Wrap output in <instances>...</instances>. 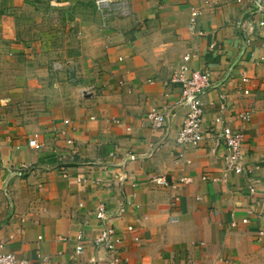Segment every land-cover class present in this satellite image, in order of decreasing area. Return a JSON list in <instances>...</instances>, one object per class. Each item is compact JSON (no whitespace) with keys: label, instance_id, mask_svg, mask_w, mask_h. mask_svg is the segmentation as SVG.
Instances as JSON below:
<instances>
[{"label":"crops","instance_id":"0c3cea01","mask_svg":"<svg viewBox=\"0 0 264 264\" xmlns=\"http://www.w3.org/2000/svg\"><path fill=\"white\" fill-rule=\"evenodd\" d=\"M129 1L122 15L93 0H0V243L32 264H108L89 239L104 201L124 209L120 262L264 264V28L235 4ZM187 52L216 83L202 95L197 146L177 142L186 107L171 79ZM154 105L162 127L147 118ZM245 111L249 122L237 117ZM229 118L245 134L244 174L227 169L216 136ZM22 163L24 176L8 169ZM155 175L192 181L159 186ZM79 231L88 238L75 252Z\"/></svg>","mask_w":264,"mask_h":264},{"label":"built area","instance_id":"2783aa9c","mask_svg":"<svg viewBox=\"0 0 264 264\" xmlns=\"http://www.w3.org/2000/svg\"><path fill=\"white\" fill-rule=\"evenodd\" d=\"M204 5L212 7H220L224 4H235L239 6L242 12L249 17H255L256 23L259 27L264 28V2L263 0H201ZM95 7L107 14L110 11H118L119 14H128L131 10L129 0H93ZM201 13L199 6H193L190 10L189 17V28L194 29L198 16ZM261 15L260 18L257 16ZM243 22L238 21L239 27L243 28ZM248 40V39H247ZM246 40V41H247ZM192 54L187 52L183 56L182 63L179 67L178 72L172 77L171 81L178 82L181 85V96L179 103L186 107V114L184 116L182 126L179 129L177 142L180 146H197L201 141L204 140L205 133L202 130L204 120V107L202 101L203 93L209 88L215 87L216 83L209 70L191 69L189 67V60ZM244 80H247L245 77ZM245 92H248L247 90ZM251 111H245L238 114V118L249 122L251 120ZM147 118L153 126L162 127L166 124L167 113L165 109L160 106H151L147 112ZM115 121H118L115 119ZM215 122H222L220 115L216 116ZM229 122L222 125L220 132L217 133V139H222L227 147V154L225 156L227 169L233 170L236 174H244L249 170L247 168V155L244 151L245 134L240 129H235L230 125ZM68 123L69 120H64ZM29 146L34 148H40L42 145L37 142L36 138H31L28 141ZM130 159H135V154L128 155ZM177 159H184L190 163L191 160L184 156V153L180 151L177 154ZM264 162V157H263ZM11 172L16 173L17 176H24L27 172L31 171V166L26 163L20 164L18 167H11ZM66 176L68 173L63 172ZM206 179V177H203ZM85 180L84 176H77V181L81 182ZM100 177L96 178V181L100 182ZM151 181L159 186H171L174 187L176 183H188L192 179L190 176H182L176 183L170 182L163 175L152 176ZM250 194H256L258 186L254 182L248 186ZM179 196H172V203H177ZM264 205V200L262 201ZM123 207H119L116 210H111L110 207L104 202L100 201L97 203L95 208V217L98 221L97 230L94 235L89 238L92 245L97 248L104 250L106 253L112 256L108 261V264H128L126 261H121L119 256L122 244V235L119 232L120 226L117 223V219L122 214ZM248 219L246 217L241 219L242 223H246ZM232 225H236V221H232ZM126 229L134 231L132 225H127ZM77 244L75 245V252H81L84 248L83 241L86 240L87 233L79 231L76 235ZM137 238V237H135ZM0 264H32L27 258H20L13 252L8 251L5 248L4 243H0ZM152 264V263H143Z\"/></svg>","mask_w":264,"mask_h":264}]
</instances>
